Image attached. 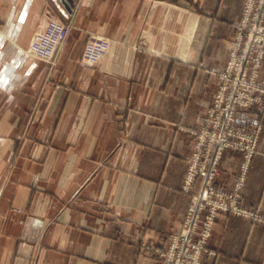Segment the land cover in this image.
<instances>
[{"label":"crops","instance_id":"1","mask_svg":"<svg viewBox=\"0 0 264 264\" xmlns=\"http://www.w3.org/2000/svg\"><path fill=\"white\" fill-rule=\"evenodd\" d=\"M245 1L0 0V264L162 263ZM240 116L263 124L240 199L263 219L220 211L203 264H264V112ZM242 157L225 150L219 185Z\"/></svg>","mask_w":264,"mask_h":264},{"label":"built area","instance_id":"2","mask_svg":"<svg viewBox=\"0 0 264 264\" xmlns=\"http://www.w3.org/2000/svg\"><path fill=\"white\" fill-rule=\"evenodd\" d=\"M237 29L227 64L218 74L219 86L213 103L206 110L201 126L194 131L195 148L188 158L184 184V189L191 194L190 206L181 230L163 250V264H202V254L215 255V251L208 252L207 239L220 211L263 219L240 203L241 189L257 149L261 126L242 125L237 114L242 108L264 110V79L260 78L264 60V0L245 1ZM62 33L63 28L58 24L49 26L42 37L45 59L52 60L51 53L60 47ZM98 44L90 50H99ZM229 148L244 151L240 174L231 189L216 182L222 154Z\"/></svg>","mask_w":264,"mask_h":264},{"label":"rangeland","instance_id":"3","mask_svg":"<svg viewBox=\"0 0 264 264\" xmlns=\"http://www.w3.org/2000/svg\"><path fill=\"white\" fill-rule=\"evenodd\" d=\"M58 24V26H59V28H63V33H62V39H61V43H60V47L58 48V50H56V52L53 54V53H51V55L53 56V58H52V61H54L55 60V58L57 57V55H58V51L60 50V48L63 46V43H64V40H65V36H66V33H67V31H68V26L66 25V24H64V23H62V22H54L53 24ZM52 24V23H51ZM51 24H49L44 30H43V35L42 36H44L45 34H46V32H47V30H48V28H49V26L51 25ZM237 26H238V24H237ZM238 30V29H237ZM236 33H237V31H236ZM231 51V50H230ZM43 52H44V48H43ZM228 59H229V57H228ZM228 59H227V61H228ZM264 61V60H263ZM263 63V62H262ZM226 64H227V62H226ZM226 66V65H225ZM262 66V65H261ZM241 110H249V111H251V112H253V113H257V114H261L262 112H264V110H262V111H260V110H258V108L257 107H253V108H242V109H239V111H238V114H237V120H238V122L240 123V124H242V125H260L261 126V130H262V128H263V124H262V122L260 121V120H257V119H251V120H247L246 118H244L243 116L241 117L240 116V111ZM260 134H261V131H260ZM260 134H259V139H260ZM20 138V140H21V137H19ZM195 139H196V137H195ZM259 139H258V143H259ZM257 147H258V145H257ZM229 149H231V148H229ZM227 150V149H226ZM235 150H239V149H235ZM257 150V149H256ZM224 152H225V150H224ZM223 152V153H224ZM243 152V157H242V160H241V163L243 162V160H244V151H242ZM255 154V153H254ZM222 156H223V154H222ZM221 160H222V158H221ZM220 166H221V161H220ZM240 167H241V165H240ZM220 170H221V168H220ZM190 206V205H189ZM188 212V211H187ZM182 227V226H181ZM180 230H181V228H180ZM179 230V231H180ZM177 233H179V232H177ZM177 233H175V234H177ZM174 235V234H173ZM172 235V236H173ZM212 235V234H211ZM211 235H210V237H211ZM209 237V238H210ZM209 238L207 239V248H208V252L209 251H211V252H213V250L212 249H210L209 248V246H208V241H209ZM171 239H172V237H171ZM170 243H171V241H170ZM170 243H169V245H170ZM165 248H163L161 251H160V255L162 256V258H163V261H164V255L162 254L163 253V250H164ZM207 255H214L213 253H204V254H202V256H201V258H202V264H203V259H204V257L205 256H207ZM163 261H162V263L161 264H163Z\"/></svg>","mask_w":264,"mask_h":264}]
</instances>
